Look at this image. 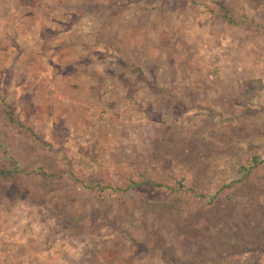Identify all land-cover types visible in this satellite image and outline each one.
<instances>
[{
	"label": "rangeland",
	"instance_id": "374dc122",
	"mask_svg": "<svg viewBox=\"0 0 264 264\" xmlns=\"http://www.w3.org/2000/svg\"><path fill=\"white\" fill-rule=\"evenodd\" d=\"M264 0H0V264H264Z\"/></svg>",
	"mask_w": 264,
	"mask_h": 264
},
{
	"label": "trees",
	"instance_id": "16d2710c",
	"mask_svg": "<svg viewBox=\"0 0 264 264\" xmlns=\"http://www.w3.org/2000/svg\"><path fill=\"white\" fill-rule=\"evenodd\" d=\"M254 163H255V164H264V161L261 160V158L256 157V158L254 159Z\"/></svg>",
	"mask_w": 264,
	"mask_h": 264
}]
</instances>
